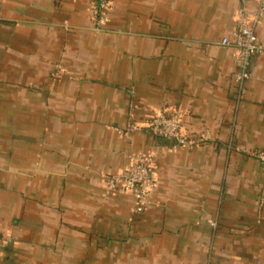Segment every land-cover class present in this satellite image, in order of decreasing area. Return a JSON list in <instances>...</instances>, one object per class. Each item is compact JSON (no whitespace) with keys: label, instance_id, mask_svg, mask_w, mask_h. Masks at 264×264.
Masks as SVG:
<instances>
[{"label":"crops","instance_id":"crops-1","mask_svg":"<svg viewBox=\"0 0 264 264\" xmlns=\"http://www.w3.org/2000/svg\"><path fill=\"white\" fill-rule=\"evenodd\" d=\"M89 7L0 0V264H264V53L239 84L221 44L242 21L264 44L257 2L114 0L103 32ZM162 112L199 144L168 152ZM148 153L135 214L104 179Z\"/></svg>","mask_w":264,"mask_h":264},{"label":"built area","instance_id":"built-area-1","mask_svg":"<svg viewBox=\"0 0 264 264\" xmlns=\"http://www.w3.org/2000/svg\"><path fill=\"white\" fill-rule=\"evenodd\" d=\"M89 18L96 32H103L109 23V12L113 6V0H88ZM243 2L255 1L258 4L254 15L255 22H260L264 17V0H241ZM223 46H231L235 51V61L239 68L235 75L237 83L243 84L251 78L249 71L250 60L258 54L264 53V44L257 37L253 25L242 21L233 38H224ZM61 76V72L55 75ZM149 131L163 143L172 142V147L165 144L168 152L176 148L192 149L200 141L189 139L182 133L180 116L176 112H162L155 115L149 124ZM136 127L129 126L125 130H119L122 136L136 131ZM255 158L264 163V152L253 154ZM155 187L154 157L148 154H130L128 164L124 171L117 174L106 175L104 179V190L106 195L132 194L135 199V214H140L151 205V193ZM264 190V185H263ZM5 240L0 235V256L4 252Z\"/></svg>","mask_w":264,"mask_h":264},{"label":"trees","instance_id":"trees-1","mask_svg":"<svg viewBox=\"0 0 264 264\" xmlns=\"http://www.w3.org/2000/svg\"><path fill=\"white\" fill-rule=\"evenodd\" d=\"M113 4H114V0H113ZM112 7H113V6H112ZM110 12H111V10H110ZM110 12H109V13H110Z\"/></svg>","mask_w":264,"mask_h":264}]
</instances>
